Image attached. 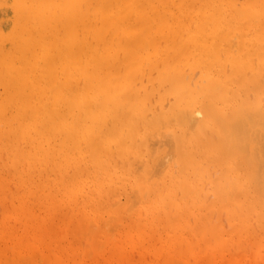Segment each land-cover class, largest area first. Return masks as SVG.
<instances>
[{
	"label": "bare ground",
	"instance_id": "obj_1",
	"mask_svg": "<svg viewBox=\"0 0 264 264\" xmlns=\"http://www.w3.org/2000/svg\"><path fill=\"white\" fill-rule=\"evenodd\" d=\"M1 150L0 264H264V0H0Z\"/></svg>",
	"mask_w": 264,
	"mask_h": 264
},
{
	"label": "rangeland",
	"instance_id": "obj_2",
	"mask_svg": "<svg viewBox=\"0 0 264 264\" xmlns=\"http://www.w3.org/2000/svg\"><path fill=\"white\" fill-rule=\"evenodd\" d=\"M109 150H110V152H109ZM2 151V152H1ZM0 151V153L2 154L3 153V151L4 150H1ZM112 152H113V156H114V158H113V156H112ZM108 153H110L111 155H110V162H105V164H104V170L107 172V174L110 172V171H114L112 168L113 167H115V168H117V167H120L121 166V164H120V156H119V153H118V151L116 150V148L114 147V146H112V148L110 147V148H108ZM2 155H4V158L2 157ZM2 155H0V175H1V173H3V171H6L7 172V168H10L11 166H13L8 160V155H7V153L4 151V154H2ZM117 155V156H116ZM2 157V158H1ZM5 161H4V160ZM113 160V161H112ZM119 164V166H117L118 164ZM7 164V165H6ZM9 165V166H8ZM7 166V167H6ZM5 168V169H4ZM109 169V170H108ZM10 170V169H9ZM24 170H26V169H24ZM72 172H73V170H71V171H69L68 172V175H71L72 174ZM24 174V175H23ZM22 174V177L23 176H25V173H23ZM37 175L39 174V172H38V170H37V173H36ZM11 175V176H10ZM10 175H8V184H6L5 186H3L1 183V179H0V194H4V197H3V201H1L0 202V215L2 214L3 216H4V218H3V216L1 215L0 216V224L1 223H3L5 220H6V223H9V225L11 226V227H15V228H18V227H20V224L18 223V221H16V220H14V218H13V216H12V213H11V211H10V205L12 204V203H15L16 201H15V199H14V196L13 195H15V194H17V196H23L24 194H26L27 192H29L30 193V197H31V195H36L37 197L39 196V199H37L36 200V198H34V200H33V204L35 205V206H42L43 204H42V202L43 201H41V199L40 198H42L43 197V195L42 194H44L43 192L45 191V186H44V184H43V182L41 183L40 181H37V184H36V187L35 188H33V189H27V192L25 191V189H21V188H18L16 185H15V178L17 177V175H15L14 176V173L13 172H11L10 173ZM67 175V176H68ZM10 176V177H9ZM57 176H58V173H57ZM0 178H1V176H0ZM12 180H11V179ZM9 179H10V181H9ZM38 179V178H37ZM14 180V181H13ZM44 180H46V179H43V181ZM14 182V183H12V182ZM11 185H10V184ZM56 184V182L55 181H51V182H49V185L51 186V188H50V193H49V195L51 196V195H56L57 193H56V189H54V187L56 186L55 185ZM8 185H10V186H8ZM44 186V187H43ZM39 187V188H38ZM6 190H4V189ZM11 188H13V189H11ZM53 188V189H52ZM7 189H9V190H7ZM12 190V191H11ZM5 191V192H4ZM17 193H16V192ZM22 191V192H21ZM9 193V198H7L6 197V195L8 196V194L7 193ZM24 192H26V193H24ZM35 192V193H34ZM13 193V194H12ZM41 195V196H40ZM8 202H7V201ZM37 203V204H36ZM39 203V204H38ZM5 204V205H4ZM4 205V206H3ZM2 208V209H1ZM68 213V211L66 212V214ZM54 215H55V217H54ZM64 215H62V217H63ZM58 217V218H57ZM60 217L61 218V220H60V218H59V215L58 214H52L50 217H48V222H50L51 223V226L53 227V229L57 232V234H59V235H64V233H63V228L64 229H66V230H73V229H76V226L75 225H78L77 223H76V218H74L73 217V215L71 214V212H69V215L67 214V216H65V217H68V219H66L65 217ZM54 218V219H53ZM55 218H56V220H57V222H56V220H55ZM72 218V219H71ZM73 218H74V221H75V224H74V221H73ZM52 219H53V221H52ZM64 220V221H63ZM69 220H70V222H69ZM10 221V222H9ZM61 222H63V224H62V226H61ZM15 223V224H14ZM58 223H60V224H58ZM73 223V224H72ZM69 224L71 225V226H73V227H69ZM14 225V226H13ZM61 226V228H59ZM56 227H58V228H56ZM60 229V230H59ZM61 232V233H60ZM65 232V231H64ZM69 236H73V234H69ZM74 236H76V235H74ZM69 238V237H68ZM70 239V238H69ZM71 240V239H70ZM37 254V253H36ZM38 255L39 254H37L36 256L38 257ZM137 254H135L134 256H136ZM35 256V259L37 258ZM40 256V255H39ZM39 259V261H41V258L40 257H38ZM36 262L37 263H41V264H43L42 263V261L41 262H38L37 260H36Z\"/></svg>",
	"mask_w": 264,
	"mask_h": 264
}]
</instances>
